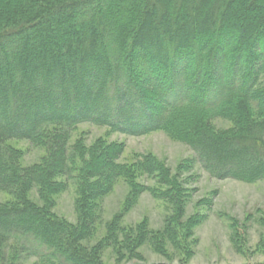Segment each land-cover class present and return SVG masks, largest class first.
Returning a JSON list of instances; mask_svg holds the SVG:
<instances>
[{
  "label": "trees",
  "instance_id": "trees-1",
  "mask_svg": "<svg viewBox=\"0 0 264 264\" xmlns=\"http://www.w3.org/2000/svg\"><path fill=\"white\" fill-rule=\"evenodd\" d=\"M84 123L165 132L217 180L264 181V0H0V189L14 197L0 206V264H102L100 251L82 247L94 205L120 179L139 198L142 173L159 177L173 212L163 237L139 231L124 254L166 241L192 254L198 222L183 220L178 177L152 157L120 163L114 143L70 149V131ZM14 140L45 146V161L21 167L7 147ZM67 183L77 189L76 226L52 211ZM34 188L42 205L28 198Z\"/></svg>",
  "mask_w": 264,
  "mask_h": 264
},
{
  "label": "rangeland",
  "instance_id": "rangeland-1",
  "mask_svg": "<svg viewBox=\"0 0 264 264\" xmlns=\"http://www.w3.org/2000/svg\"><path fill=\"white\" fill-rule=\"evenodd\" d=\"M215 125L219 129L230 126L221 119L216 120ZM79 140L83 147H90L98 141L121 145L120 163L125 165L149 157L162 163L188 191L184 222H198L192 232L195 241L192 254L185 256L169 241L161 250L144 242L129 257L124 254L126 249L122 250L124 242L137 237L139 231L163 237L173 206L159 198L158 193L166 188L159 184L158 176L139 175L137 182L147 191L134 201L130 200V184L120 179L110 194L95 203L94 232L82 244L87 252L100 251L102 264H264V181L245 184L217 180L201 168L190 147L165 132L130 136L84 123L70 131L69 148L73 149ZM7 147L18 152L23 168L40 165L48 155L45 146L29 141L14 140L7 143ZM28 198L42 205L38 188H34ZM52 200L53 214L76 226L79 219L76 185L67 183ZM13 202V195L0 189V206ZM21 264L48 263L29 258Z\"/></svg>",
  "mask_w": 264,
  "mask_h": 264
}]
</instances>
